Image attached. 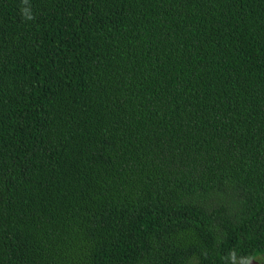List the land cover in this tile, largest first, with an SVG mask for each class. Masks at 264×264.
<instances>
[{
	"label": "trees",
	"instance_id": "obj_1",
	"mask_svg": "<svg viewBox=\"0 0 264 264\" xmlns=\"http://www.w3.org/2000/svg\"><path fill=\"white\" fill-rule=\"evenodd\" d=\"M264 262V0H0V264Z\"/></svg>",
	"mask_w": 264,
	"mask_h": 264
},
{
	"label": "water",
	"instance_id": "obj_2",
	"mask_svg": "<svg viewBox=\"0 0 264 264\" xmlns=\"http://www.w3.org/2000/svg\"><path fill=\"white\" fill-rule=\"evenodd\" d=\"M247 264H264V262H261V263H258V262H255V261H249Z\"/></svg>",
	"mask_w": 264,
	"mask_h": 264
}]
</instances>
